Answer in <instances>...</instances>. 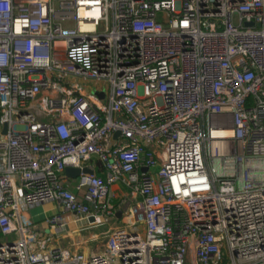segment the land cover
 Segmentation results:
<instances>
[{
	"label": "built area",
	"instance_id": "built-area-1",
	"mask_svg": "<svg viewBox=\"0 0 264 264\" xmlns=\"http://www.w3.org/2000/svg\"><path fill=\"white\" fill-rule=\"evenodd\" d=\"M76 79L106 82L104 98ZM116 183L117 208L132 202L100 253L22 222L52 203L55 234L66 213L102 226ZM12 234L0 264H264V0H0V239Z\"/></svg>",
	"mask_w": 264,
	"mask_h": 264
},
{
	"label": "crops",
	"instance_id": "crops-1",
	"mask_svg": "<svg viewBox=\"0 0 264 264\" xmlns=\"http://www.w3.org/2000/svg\"><path fill=\"white\" fill-rule=\"evenodd\" d=\"M94 172L101 174L104 170L103 165L94 160ZM70 190L76 193L73 182H67ZM126 188L121 183H116L111 187L109 192V203L114 208L118 207V202L123 198L127 197ZM79 199L81 197L79 196ZM132 202L128 197L127 204L117 208L120 215L114 219H108L102 226H89V219L77 217L74 214L66 213L65 219L67 226L63 231L55 234L50 231L46 220L58 211L55 204L45 203L31 207L21 212V218L23 224H27L36 233L44 235L50 238V247H64L69 248L73 251L82 252L86 255L100 253L103 250L105 236L114 227L121 225L127 220V205ZM101 248V249H100ZM96 249V252L92 250Z\"/></svg>",
	"mask_w": 264,
	"mask_h": 264
},
{
	"label": "rangeland",
	"instance_id": "rangeland-1",
	"mask_svg": "<svg viewBox=\"0 0 264 264\" xmlns=\"http://www.w3.org/2000/svg\"><path fill=\"white\" fill-rule=\"evenodd\" d=\"M75 82L85 89L88 93L93 94L95 96H99L100 98H104L103 94L107 92V83L103 81H96V80H79L76 79ZM76 181H73L75 183ZM31 209V208H29ZM18 238V234H12L8 238L0 239L1 242L4 241H14ZM101 249V248H100ZM96 252V249L92 250L91 253ZM110 264H118L116 259H111Z\"/></svg>",
	"mask_w": 264,
	"mask_h": 264
},
{
	"label": "water",
	"instance_id": "water-1",
	"mask_svg": "<svg viewBox=\"0 0 264 264\" xmlns=\"http://www.w3.org/2000/svg\"><path fill=\"white\" fill-rule=\"evenodd\" d=\"M252 23H245V26H251ZM6 132V126H4L3 128V133ZM118 136V133H115L114 137H117ZM83 173H88V174H92V171L91 170H88V169H83L82 171ZM64 173L67 177H70V178H77L80 174V170L79 169H76V168H66L64 170ZM120 215V212L117 213V216ZM93 219L91 218L90 221H92Z\"/></svg>",
	"mask_w": 264,
	"mask_h": 264
}]
</instances>
